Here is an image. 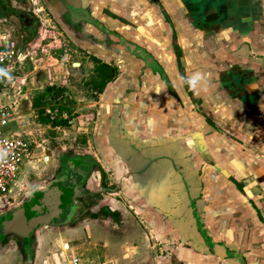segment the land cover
I'll return each instance as SVG.
<instances>
[{
    "label": "crops",
    "instance_id": "1",
    "mask_svg": "<svg viewBox=\"0 0 264 264\" xmlns=\"http://www.w3.org/2000/svg\"><path fill=\"white\" fill-rule=\"evenodd\" d=\"M42 2L87 69L116 72L75 159L102 216L63 234L111 264H264V0H204L196 22L194 0ZM9 245L0 264H23Z\"/></svg>",
    "mask_w": 264,
    "mask_h": 264
},
{
    "label": "rangeland",
    "instance_id": "2",
    "mask_svg": "<svg viewBox=\"0 0 264 264\" xmlns=\"http://www.w3.org/2000/svg\"><path fill=\"white\" fill-rule=\"evenodd\" d=\"M42 4L41 0H29L26 6H20L21 10L30 12L39 22L33 36L29 37L30 32L28 36L25 33L22 15L0 19V36L8 34L21 57L14 64L15 68L11 69V76L0 83L3 87L0 89V135H27L32 146L31 162L26 168L25 179L6 211L23 204L27 199V191H32L35 187L33 185H40L51 176L63 173L67 162L61 161L62 156L67 161L83 157L80 151L88 150L92 143L91 132L98 109L95 102L99 91L92 90L87 85L95 75L93 69L86 67L90 62L89 57L63 33L59 34L60 29L51 20L47 10L41 8ZM12 5L19 8L16 0L12 1ZM32 18L25 16L24 21L30 24ZM78 62L83 64L81 69L73 65ZM51 86L64 90L51 94L47 90ZM40 94H44V102L37 108L32 107L33 99ZM1 112L6 115L2 117ZM45 116L49 119L47 123L41 122V118H46ZM90 161L88 163L92 165ZM33 180H36L34 183L42 181L33 183L30 187ZM79 199L77 197L76 201ZM5 210L0 212H6ZM85 215H77L62 228L47 227L48 229H42L39 233H32L27 245L16 234L6 236V243H11L13 248L16 246L14 250L18 252L21 244L26 252V256L21 254V257L14 253V261H22L23 264H74L71 262L76 259L75 264H102L103 261L111 264L112 262L107 263L104 250L98 246L92 249L90 244L81 243V239L71 242L69 236L63 234V230L84 219ZM44 231L48 239L45 247L38 241ZM75 241L78 244L72 248ZM29 253H32L30 258Z\"/></svg>",
    "mask_w": 264,
    "mask_h": 264
},
{
    "label": "water",
    "instance_id": "3",
    "mask_svg": "<svg viewBox=\"0 0 264 264\" xmlns=\"http://www.w3.org/2000/svg\"><path fill=\"white\" fill-rule=\"evenodd\" d=\"M203 1L192 2L194 6L190 14L195 22L199 20V12L205 13L202 8ZM73 65L78 66V63ZM83 166L85 163L80 160H68L63 173L51 176L46 182L36 185L28 193L25 202L10 211L8 222L26 232L43 226H63L71 222L79 208L76 198L82 194L86 180Z\"/></svg>",
    "mask_w": 264,
    "mask_h": 264
},
{
    "label": "built area",
    "instance_id": "4",
    "mask_svg": "<svg viewBox=\"0 0 264 264\" xmlns=\"http://www.w3.org/2000/svg\"><path fill=\"white\" fill-rule=\"evenodd\" d=\"M20 59L12 38L8 34L0 36V83L11 76V69L15 68L14 64ZM2 88L0 86V89ZM5 115V112H1L2 117ZM31 157L32 146L29 136L0 135V211L10 207V200L14 199L19 190L22 170L31 162ZM76 262L77 260L73 259L71 263Z\"/></svg>",
    "mask_w": 264,
    "mask_h": 264
},
{
    "label": "trees",
    "instance_id": "5",
    "mask_svg": "<svg viewBox=\"0 0 264 264\" xmlns=\"http://www.w3.org/2000/svg\"><path fill=\"white\" fill-rule=\"evenodd\" d=\"M16 1L24 3L25 0H16ZM18 13H19V10L17 8H14L9 2V0H0V17H6V16L8 17L9 15H18ZM93 60L95 63V66L93 67V71L95 75H94V78H90V80L87 82V85L90 86L92 90H97L100 92L102 88L104 87L105 82L110 81L115 76L116 72H114L115 68L108 67L106 64L100 63V61L95 58H93ZM47 90L48 92H51V94H54L53 92H56L58 94L62 92L64 88L59 89L57 87L53 88L51 86V87H48ZM41 102H44V94H40L36 98H34L31 105L32 107L37 108L41 106L42 104ZM39 112H42V110H39ZM45 117L46 118H41V122L47 123L49 121L47 116ZM105 213L108 214V211L107 212L105 211ZM114 215L116 216L117 214L113 213V216ZM94 217H96V215ZM8 219H10L9 216L2 217L0 219V224H2V228H3L2 234L0 236V241L2 245L7 242L6 235L12 232L20 236L21 238H23L25 242L28 243L29 242L28 239L30 235L32 234V232H26L22 230L21 228L13 226L11 223L8 222ZM19 251L21 252L22 255L25 254V249L23 245L21 244L19 247ZM29 255L32 256V253H30Z\"/></svg>",
    "mask_w": 264,
    "mask_h": 264
},
{
    "label": "flooded vegetation",
    "instance_id": "6",
    "mask_svg": "<svg viewBox=\"0 0 264 264\" xmlns=\"http://www.w3.org/2000/svg\"><path fill=\"white\" fill-rule=\"evenodd\" d=\"M12 1H15V0H9V2L11 3V5H12ZM42 1V0H41ZM28 2H29V0H25L24 1V3H22V2H18V1H16V3L19 5V8L18 7H15V6H13L14 8H17L18 10H19V13H18V15H9L8 17L6 16V17H0V19H2V20H5V19H7V18H9V17H11V16H19V14L20 15H22L21 16V22H22V26H23V29H25L24 31H25V33L27 34V36H28V32H30V34H29V37L30 36H33L34 34H35V32H36V29H37V26H38V24H39V22H38V20L36 19V18H34V16H32V14L30 13V12H27L26 10H21V7H24V6H26L27 4H28ZM43 3V2H42ZM21 6V7H20ZM26 11V12H25ZM25 16H29V17H33L32 18V22L30 23V24H27L25 21H24V18H25ZM25 25H27V26H25ZM29 37H27V39H29ZM75 159V158H74ZM71 160V159H70ZM61 161H63V162H67V160H65V158L62 156L61 157ZM91 163H92V165L89 163V164H87V165H85V166H83L82 167V169H84V171L86 172V179L88 178V176L90 175V173H92V171H94V169H95V164L93 163V161L91 160L90 161ZM103 176V175H102ZM102 176H100V180L102 179L101 177ZM100 186H102L103 188H104V184H103V180H101V182H100ZM86 194H88L89 195V192L88 191H85V193H83L81 196H78V197H80V199H79V201L77 200L76 201V203L79 205V212H78V215L79 214H83V213H85L86 215H89L90 217H92V218H97V217H100V216H102V214H100V212H98V213H91L90 212V210H89V205L93 202L91 199H88V201H86ZM101 194V192H95L94 193V195H96V196H99ZM9 213V211H6V212H0V217L1 216H3V217H6L7 216V214ZM101 213H102V211H101ZM96 215V217H94ZM77 216V215H76ZM2 231H3V228L1 227L0 228V236H1V234H2ZM12 236L13 234H11V233H9V234H7L6 236ZM32 238V237H31ZM0 244H2L1 243V241H0ZM25 245H27V243H25ZM29 250V249H28ZM21 253V252H20ZM30 254V253H29ZM23 256H26V252H25V254L23 255ZM27 258V257H26ZM29 258H30V255H29ZM27 261V260H26Z\"/></svg>",
    "mask_w": 264,
    "mask_h": 264
}]
</instances>
